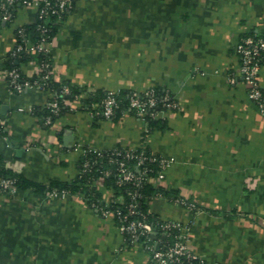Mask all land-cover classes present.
<instances>
[{"label":"crops","instance_id":"0c3cea01","mask_svg":"<svg viewBox=\"0 0 264 264\" xmlns=\"http://www.w3.org/2000/svg\"><path fill=\"white\" fill-rule=\"evenodd\" d=\"M37 11L21 4L0 21V66ZM252 30H264V0H77L50 47L54 80L79 91L47 124L51 89L17 91L0 72L1 164L33 181H67L79 172L77 144H145L170 160L159 184L200 206L156 194L149 210L188 223V244L207 264H264V112L248 95L236 51ZM20 68L40 70L36 58ZM259 75L264 87V65ZM152 86L171 91L179 107L151 131L134 113L97 117L85 103L94 91ZM0 264L156 263L145 242H128L82 194L20 187L0 191Z\"/></svg>","mask_w":264,"mask_h":264},{"label":"built area","instance_id":"2783aa9c","mask_svg":"<svg viewBox=\"0 0 264 264\" xmlns=\"http://www.w3.org/2000/svg\"><path fill=\"white\" fill-rule=\"evenodd\" d=\"M16 1L0 0V21L12 19V8ZM76 1L23 0V4L34 5L38 8L37 17L40 19L38 27L41 37L38 41H31L24 29L20 28L19 34L24 39L11 50V56H18L22 51L51 53V36L47 20L52 14L61 16L63 13L71 11ZM236 51L240 58V74L247 85L248 95L255 102L257 108L264 112V87L259 75L264 65V30L242 35L237 43ZM39 66L41 74L34 78L23 76V71L19 67L0 66V72L4 74L9 86L14 90L21 91L29 86L51 89L53 61L49 57L42 60ZM229 80L235 82L236 76L230 74ZM52 92V98L45 105L49 109V114L45 117L47 124L52 123L54 114L60 113L62 104H68L67 95L71 92V88L69 85H63L60 89ZM86 106L97 117L114 118L118 113L121 115L134 113L147 124L148 117L162 116L164 113L162 108H178L179 103L171 91L166 90L160 94L156 87L152 86L145 90H131L125 96H121V88L107 89L100 102L88 103ZM20 109L25 108L20 107ZM4 128V119L0 117V136L3 134ZM74 149L78 150L82 157H85L79 173L86 172L97 165L98 170L104 176L113 175L116 184L126 186L125 191L117 192L114 186L107 187L104 184L103 205L100 206L101 214L104 216H112L116 213L119 221L118 227L126 240L145 242L151 259L156 264H184L194 259H198L201 264H207L205 258L193 251L188 244L190 231L188 223L161 218L160 224L157 226L146 217L140 206L142 197L147 198L142 192L144 184L153 182L157 185L165 177L164 169L170 162L167 157L155 152L149 153L143 145L98 148L77 144ZM91 154L93 155L91 156ZM151 162H157L159 165L156 175L152 174L154 168L149 165ZM104 176L93 179L95 187L104 181ZM15 180L14 177L0 174V191L16 192L19 187L15 184ZM48 193L66 195L70 192L53 189ZM82 195L84 196V194ZM175 200L195 211L200 210V206L188 198L179 196ZM92 205L98 207L96 202H93ZM114 205L117 206L115 209L112 207Z\"/></svg>","mask_w":264,"mask_h":264},{"label":"trees","instance_id":"16d2710c","mask_svg":"<svg viewBox=\"0 0 264 264\" xmlns=\"http://www.w3.org/2000/svg\"><path fill=\"white\" fill-rule=\"evenodd\" d=\"M23 0H17L16 3L14 4L13 8H12V12L14 15V10L17 8L18 5H23L22 3ZM70 11L63 13L61 16H58L57 14H52L51 16H49L48 20H47V24L49 26V34L51 36V40L56 32V27L58 25L59 22H61L66 15L69 13ZM13 17V16H12ZM40 22V19L37 17L35 22L31 23V24H26V25H22L20 27L17 28L16 30V34H17V43H20L21 41H23V37L19 34V29L23 28L25 34L31 39V41H38L39 38L41 37V31L38 27V24ZM256 31L252 30L249 32H246L245 34L248 33H254ZM261 32V31H258ZM243 34V35H245ZM51 58L52 60V55L51 53H43V52H29V51H22L18 56L12 57L11 56V51L8 54V58L7 60L4 62L3 67H19L20 68V64L23 61H26L29 58H36L38 60V62L40 63L42 60L47 59V58ZM53 61V60H52ZM21 69V68H20ZM39 74H41V70H39V73L33 76H27L22 72V75L25 77H30V78H34L37 77ZM63 85H69L71 88V92H76L79 91L78 87L72 86L70 84H66V83H60L58 81H55L53 76L51 78L50 81V86H51V91H54L56 89H60ZM156 89L158 90V92L160 94H163L166 89H164L163 87L160 86H155ZM133 89H121V96H125L128 92H130ZM107 90H99V91H94L92 92L87 98H86V105H88V103H92V102H100V100L104 97V95L106 94ZM69 93V94H70ZM68 94V95H69ZM67 105L66 104H62V108L59 114H54L53 115V121L54 119L59 116L60 114H62L66 109H67ZM162 108V106H160ZM164 109V112L168 109V108H162ZM42 114H43V118L45 121V117L49 114V109L48 107H43L42 108ZM122 116L121 113L116 114V116L114 118H118ZM52 121V122H53ZM165 123V118L162 116L156 117V118H151L148 117V122H147V126H148V131H151L154 127L157 126H162ZM118 146H122V145H118ZM144 148L147 150V152H152L148 146H146L145 144H143ZM93 154H91L92 156ZM85 157L80 156V160H79V169L82 168V163L84 161ZM149 165H151L154 170L152 172L153 175L157 174V171L159 169V165L157 162H151L149 163ZM0 174L4 175V176H11L14 177L15 180V184L20 188V187H34L37 190H45L46 192L51 191L53 189H57V190H68L70 193H80V194H84L85 199L88 201V203L92 205L93 202H96L98 204V207L93 206L94 208H96L98 210V212L101 214L100 211V206L103 205V192L100 190L99 187H95L94 186V182L93 179L99 176H104L99 170H98V166L94 165L92 167V169L86 171V172H78V175L71 179V180H67V181H61V180H53L50 182H37V181H33L30 179H27L26 177H24L22 174L12 171L8 168H5L1 162H0ZM103 183L107 186H114L115 190H117V192H121V191H125L126 186L125 185H118L115 183L114 181V176L110 175V176H104V181ZM129 186V185H127ZM131 186V185H130ZM142 192L144 193L145 197H142L141 201H140V206L142 208V210L144 211V213L146 214V217L148 219H150L152 222H154L157 226L160 224L159 221H161L160 217L157 216L155 213H153L152 211L149 210L148 207V200L149 198H151L152 196L156 195V194H161L164 195L168 198H172L175 199L177 197H179V195H172L169 194L167 189H165L164 186H162L161 184H157L155 185L153 182H146L144 184V186L142 187ZM113 209H115L117 206H112ZM112 217L114 218V220L116 221V223L118 224V216L115 214L112 215ZM128 242H132L130 239L127 240ZM184 264H201V262L198 259H194L191 262H185Z\"/></svg>","mask_w":264,"mask_h":264}]
</instances>
